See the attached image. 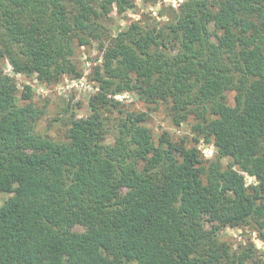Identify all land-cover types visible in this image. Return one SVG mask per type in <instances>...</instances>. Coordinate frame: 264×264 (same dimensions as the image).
Wrapping results in <instances>:
<instances>
[{
    "label": "trees",
    "instance_id": "trees-1",
    "mask_svg": "<svg viewBox=\"0 0 264 264\" xmlns=\"http://www.w3.org/2000/svg\"><path fill=\"white\" fill-rule=\"evenodd\" d=\"M92 3L0 0V264H245L256 250L219 232L253 223L264 243V0H186L162 28L132 23L100 45L89 116L65 140L38 134L3 62L48 82L75 74V42L99 40ZM123 93L194 120V146L156 144L144 113L118 109Z\"/></svg>",
    "mask_w": 264,
    "mask_h": 264
},
{
    "label": "rangeland",
    "instance_id": "rangeland-1",
    "mask_svg": "<svg viewBox=\"0 0 264 264\" xmlns=\"http://www.w3.org/2000/svg\"><path fill=\"white\" fill-rule=\"evenodd\" d=\"M92 3L100 15L97 23L99 25V40L89 36L88 44H74V53L71 57L75 74H63L54 82L45 81L41 72L36 70L29 74L15 73L7 61L3 62L5 73L13 78L17 86V95L21 98L24 94L30 95V101L39 110L40 115L35 121V132L56 140H65L70 120L86 118L90 114L88 102L98 92V83L93 78V71L102 63L103 47L116 37V35L127 29L132 23L139 22L142 27L149 26L157 29L164 27L174 17L173 10H178L179 5L186 0H130L133 8L123 13H118L115 6L109 9L103 6V0H94ZM212 1V0H209ZM78 74V75H77ZM120 102L118 109L124 112H142L146 115V127L151 131L153 141L158 144L163 136L168 137L172 142L184 144L187 148L194 146L192 125L194 120L175 124L176 115L170 109L169 103L160 102L157 104L145 103L133 93H123L114 97ZM232 93L229 94V100ZM29 102L27 100H22ZM118 109L106 114L113 122L120 117ZM107 122V121H106ZM114 131L110 128L106 141L111 142ZM202 159L207 162L214 157V147L199 141L196 145ZM227 163V160L223 161ZM246 186L255 184L252 177L243 174ZM8 198L7 195L0 196V205ZM217 224L215 220L207 223V226ZM255 225L248 224L235 228H223L219 232L221 242L227 244L232 251L244 254L248 249L252 252V259L245 264H264V243L259 239Z\"/></svg>",
    "mask_w": 264,
    "mask_h": 264
}]
</instances>
